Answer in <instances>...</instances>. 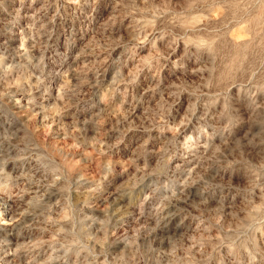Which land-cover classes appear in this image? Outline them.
Returning <instances> with one entry per match:
<instances>
[{
  "label": "rangeland",
  "instance_id": "rangeland-1",
  "mask_svg": "<svg viewBox=\"0 0 264 264\" xmlns=\"http://www.w3.org/2000/svg\"><path fill=\"white\" fill-rule=\"evenodd\" d=\"M0 188V264H264V0H0Z\"/></svg>",
  "mask_w": 264,
  "mask_h": 264
},
{
  "label": "bare ground",
  "instance_id": "bare-ground-1",
  "mask_svg": "<svg viewBox=\"0 0 264 264\" xmlns=\"http://www.w3.org/2000/svg\"><path fill=\"white\" fill-rule=\"evenodd\" d=\"M14 149V148H13ZM10 151H11V149H10ZM27 153V152H26ZM6 154V153H5ZM25 154V153H24ZM20 155V154H19ZM12 156V155H11ZM27 156V155H26ZM9 160V159H8ZM210 160V159H209ZM208 160V161H209ZM16 162V161H15ZM185 162V161H184ZM186 163V162H185ZM202 162H200V164H201ZM196 164V163H195ZM212 164V163H211ZM202 165V164H201ZM214 169V168H213ZM212 169V170H213ZM216 169V168H215ZM195 171V170H194ZM200 171V170H199ZM198 171V172H199ZM207 171V170H206ZM14 172V171H13ZM201 172H203V171H201ZM209 172V171H208ZM22 173V172H21ZM33 174V173H32ZM207 174V173H206ZM22 175V174H21ZM212 175V174H211ZM215 175V174H214ZM32 176V175H31ZM23 178H24V175L22 176ZM34 177H35V174H34ZM209 177V176H208ZM19 178H20V176H19ZM31 180H33V179H31ZM43 183H45V182H43ZM199 184V183H198ZM43 186H45L44 184H43ZM201 186V185H200ZM1 189V188H0ZM187 189V188H186ZM28 192H31V193H41V189H40V185H38V184H29V187H28V189H26ZM46 190V189H45ZM44 190V191H45ZM197 190H198V188H197ZM23 191V190H22ZM47 191V190H46ZM123 192V191H122ZM194 192H196V191H194ZM118 193V192H117ZM41 195V194H40ZM53 195V194H52ZM191 195V194H190ZM42 196V195H41ZM45 196V195H44ZM44 196H43V198H44ZM33 197V196H32ZM38 198V197H37ZM120 198V197H119ZM186 198H187V195H186ZM189 198V197H188ZM7 199V198H6ZM46 199V198H45ZM47 199H49V198H47ZM191 199V198H190ZM31 200H32V198H31ZM31 200H28V203H32L33 201H31ZM196 200V199H195ZM128 201H129V199H128ZM189 201H191V200H189ZM40 202V201H39ZM131 202V201H130ZM163 202V201H162ZM169 202V201H168ZM167 202V204H169ZM175 202V201H174ZM164 203V202H163ZM189 203V202H188ZM21 204V203H20ZM114 204V203H113ZM191 204H192V202H191ZM194 204V203H193ZM126 205H128V204H126ZM183 205V204H182ZM188 205V204H187ZM11 206V205H10ZM22 206V205H21ZM113 206V205H112ZM160 206V205H159ZM172 206V205H171ZM185 206H186V204H185ZM193 206H195V205H193ZM12 207V206H11ZM14 207V206H13ZM30 207V206H29ZM130 207V206H129ZM188 207H189V205H188ZM191 207V206H190ZM27 208H28V206H27ZM111 208V207H110ZM114 208V207H113ZM179 208V207H178ZM192 208V207H191ZM21 209V208H20ZM24 209V208H23ZM131 209V208H130ZM231 209V208H230ZM162 210V209H161ZM164 210V209H163ZM162 210V211H163ZM182 210V209H181ZM34 211V210H33ZM38 211V210H37ZM133 211V210H132ZM157 211V210H156ZM161 211V212H162ZM176 211V210H175ZM184 211H186V210H184ZM15 212V211H14ZM17 212V211H16ZM22 212V211H21ZM41 212V211H40ZM39 212V213H40ZM110 212V211H109ZM181 212V211H180ZM188 212V211H187ZM20 213V212H19ZM38 213V212H37ZM42 214H43V212H41ZM135 213V212H134ZM167 214L166 215H164V217L163 218H165L163 221H161V223H159L158 222V226H159V229L160 230H162V231H166V232H168V231H174V232H182L183 230H185V229H187V228H191L192 229V227H194V223L193 222H188V221H186V219H185V217H184V220H181V221H179L174 227H173V222L178 218V217H180V213H177V212H171V211H168V212H166ZM189 213V212H188ZM17 214V213H16ZM32 214V213H31ZM116 215V218L118 219V220H121V221H123L124 223H125V221H127V219H128V216H129V211L127 210V207L124 205V201L123 200H118L117 202H116V213H115ZM156 214V213H155ZM0 215H4L5 216V220H7V221H10L11 219H12V217H13V215H14V213H13V211L10 209V207H8V204L6 203V201H5V198H4V196L2 195V194H0ZM154 215V214H153ZM19 216V215H18ZM23 216V215H22ZM34 216V215H33ZM36 216V215H35ZM190 216V215H189ZM24 217V216H23ZM136 217V216H135ZM155 217V216H154ZM154 217H152V218H154ZM198 217V216H197ZM142 218V217H141ZM148 218V217H147ZM159 218V217H158ZM188 218V217H187ZM22 219V218H21ZM35 219V218H34ZM140 219V218H139ZM151 219V218H150ZM149 219V220H150ZM157 219V218H156ZM37 220V219H36ZM117 220V221H118ZM152 220V219H151ZM29 221V220H28ZM27 221V222H28ZM192 221V220H191ZM196 221V220H195ZM21 222V221H20ZM122 222V223H123ZM151 222V221H150ZM154 222V221H153ZM5 223H6V221H5ZM18 223H19V221H18ZM196 223V222H195ZM199 223V222H198ZM3 224V223H2ZM7 224V223H6ZM9 224H11V223H9ZM120 224V223H119ZM127 224V223H126ZM156 224V223H155ZM124 225V224H123ZM3 226H5V225H3ZM33 226V225H32ZM97 226V225H96ZM156 226H157V224H156ZM2 227V226H1ZM5 227H7V226H5ZM9 227V226H8ZM12 227V226H11ZM25 227H26V225H25ZM36 227V226H35ZM148 227H149V225H148ZM147 227V228H148ZM152 228V227H151ZM158 229V228H157ZM8 231V230H7ZM158 231V230H157ZM157 231H156V233H157ZM159 232V231H158ZM161 234H162V232H161ZM180 234V233H179ZM165 235V234H164ZM187 234H185V236H186ZM166 236V235H165ZM191 236V235H190ZM167 237V236H166ZM18 238V237H17ZM161 238V237H160ZM182 239V238H181ZM187 239H188V237H187ZM160 240V239H159ZM17 241V240H16ZM1 243V242H0ZM18 244V243H17ZM165 244V243H164ZM164 244H162V245H164ZM168 244V243H167ZM166 244V245H167ZM1 245H3V244H1ZM7 245V244H6ZM161 246V245H160ZM12 247H14V246H12ZM9 248V247H8ZM1 250V249H0ZM12 250V249H11ZM9 251V250H8ZM3 253V252H2ZM10 253H12V252H10ZM10 253H8V254H10ZM56 254V253H55ZM11 255V254H10ZM16 255V254H15ZM3 256V255H2ZM12 257V256H11ZM14 257V256H13ZM9 258V257H8ZM8 260V259H7ZM2 264V263H1Z\"/></svg>",
  "mask_w": 264,
  "mask_h": 264
}]
</instances>
